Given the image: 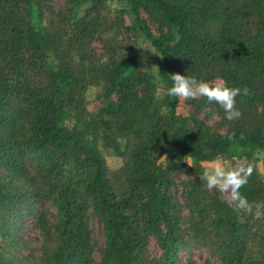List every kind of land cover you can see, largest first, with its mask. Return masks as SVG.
<instances>
[{"label":"trees","instance_id":"trees-1","mask_svg":"<svg viewBox=\"0 0 264 264\" xmlns=\"http://www.w3.org/2000/svg\"><path fill=\"white\" fill-rule=\"evenodd\" d=\"M141 41L240 116L159 98ZM216 159L252 168L250 210ZM263 161L264 0H0V264H264Z\"/></svg>","mask_w":264,"mask_h":264},{"label":"clouds","instance_id":"clouds-1","mask_svg":"<svg viewBox=\"0 0 264 264\" xmlns=\"http://www.w3.org/2000/svg\"><path fill=\"white\" fill-rule=\"evenodd\" d=\"M138 48L144 49L143 47ZM169 79L171 85L166 89L167 96L184 100L205 97L209 102H215L223 109L227 120L240 116L239 110L234 108V98L240 93L239 88L229 87L223 80L214 82L198 80L179 72L171 73ZM251 172L252 168L245 167L243 164L233 169H226L224 164L216 159L203 171L200 179L207 188H216L221 193H228V202L236 209L248 211L250 205L239 189L247 182V177Z\"/></svg>","mask_w":264,"mask_h":264},{"label":"rangeland","instance_id":"rangeland-1","mask_svg":"<svg viewBox=\"0 0 264 264\" xmlns=\"http://www.w3.org/2000/svg\"><path fill=\"white\" fill-rule=\"evenodd\" d=\"M61 3H64V0H61ZM126 21L129 22L128 18L126 19ZM140 44L143 45L144 49H142V51H141L139 63L141 66H143L145 68L148 67L150 69L152 75L154 76L155 81L156 82L159 81V83H157L158 87H159L158 96H159V98H162L166 93V89L163 87L164 83H163V80L161 77V69L163 66L162 59L158 53H154V50L152 49L149 41L148 42L147 41H141ZM144 45H146V46H144ZM150 51H153V52H150ZM181 100H182V98H181ZM91 106H92V108H94L97 105L91 104ZM181 111H183L184 113H187L188 107L181 103ZM219 160L223 163L222 159H219ZM108 163L112 167H117L120 164V159H118L114 156L108 157ZM225 167H226V169H228L227 163H225ZM259 169L264 176V161L259 164ZM226 194H228V193H226ZM98 241L101 242L100 240H98ZM149 249H150L151 253L157 252V247L154 244H151ZM191 255H192V257L196 258V260L198 261L197 264L202 263V261L204 259V254L201 253V251H194L191 253Z\"/></svg>","mask_w":264,"mask_h":264}]
</instances>
